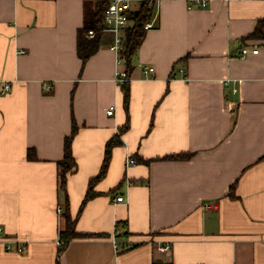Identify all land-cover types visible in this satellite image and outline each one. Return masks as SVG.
I'll list each match as a JSON object with an SVG mask.
<instances>
[{"label":"crops","instance_id":"1","mask_svg":"<svg viewBox=\"0 0 264 264\" xmlns=\"http://www.w3.org/2000/svg\"><path fill=\"white\" fill-rule=\"evenodd\" d=\"M97 1L0 0V88L12 85L0 94V264H264V39L248 38L264 0H160L127 109L113 35L78 54ZM244 47L259 52L241 58ZM73 120L68 210L91 236L59 253L58 161Z\"/></svg>","mask_w":264,"mask_h":264},{"label":"trees","instance_id":"2","mask_svg":"<svg viewBox=\"0 0 264 264\" xmlns=\"http://www.w3.org/2000/svg\"><path fill=\"white\" fill-rule=\"evenodd\" d=\"M109 0H98L97 7L94 18L92 21L88 22L83 28L79 30L78 33V54L83 62H85L98 48L99 36L104 32V13L108 7ZM154 11L148 6L146 2H142L138 10L132 13L133 24L126 28L124 32V46L122 50V57L125 59V71L127 75H131L132 71V58L136 51L138 50L140 44L142 43L145 36V24L153 17ZM90 29H94L95 36L93 38L87 37V33ZM248 38L254 39H264V18L259 20L255 30L248 36ZM129 82H124L120 84L124 92V103L126 109L129 105L130 91L128 88ZM127 127L122 128V131ZM78 131V126L76 121L73 120L72 133L65 138L64 142V155L61 160L58 161V186L59 190L64 194L65 204H66V228L60 232V244L58 252L61 253L67 247L69 242L75 238L89 237L88 233L78 232L75 228L76 219H73L68 207V194H67V178L68 175L77 169V162L73 156L72 141L74 136ZM119 142V138H111L106 146L105 158L102 163L101 170L99 174L92 178L89 183L88 192L83 200V205L92 198L96 193L93 191V185L95 182L100 180L107 173V168L110 159V153L112 146ZM33 149L30 150L29 156L35 157L32 154ZM188 154H171L165 157V159H184L187 158ZM122 224L117 223V230L120 231ZM124 234V233H123ZM120 235V232H119Z\"/></svg>","mask_w":264,"mask_h":264},{"label":"built area","instance_id":"3","mask_svg":"<svg viewBox=\"0 0 264 264\" xmlns=\"http://www.w3.org/2000/svg\"><path fill=\"white\" fill-rule=\"evenodd\" d=\"M133 1L139 2L141 4L142 2H146L150 8L154 11L153 17L145 24V29H150L153 27L154 22L157 18L158 15V3L160 0H110L108 7L106 8V11L104 13V31L110 32L113 37L114 41L113 44L111 45V49L115 51L116 57H117V63H125L124 57H122V50L124 46V32L126 28L131 26L133 24L132 21V13H133V8L131 7V4ZM198 4L202 7H205L208 5L207 0H199ZM95 36V31L94 29H90L87 33V37L93 38ZM259 52V49L253 48L252 50L249 49L248 47H244L241 50L240 57L245 58L248 54H257ZM154 71L153 67H147L144 69L145 73H151ZM184 72L183 70H181ZM131 77L127 75L125 70H118L115 73V81L118 84H123L124 82H130ZM12 90V85L11 82L4 80L2 82V86L0 88V94H6ZM236 91V89H234ZM114 107L111 106L109 108L108 114L112 115ZM129 163L134 162V160L131 158L128 161ZM124 199L123 196H118L116 198L117 202L122 201ZM61 207H58V212L61 213ZM1 230V229H0ZM119 230H115V233L113 234V241L115 246L120 247L121 241L119 240ZM60 244V242H59ZM126 245V248H130L133 246V244L130 241H126L124 244ZM23 248V247H22ZM22 248H19V251L22 250ZM158 248L161 251H169L171 246L169 243L164 244V245H158Z\"/></svg>","mask_w":264,"mask_h":264}]
</instances>
